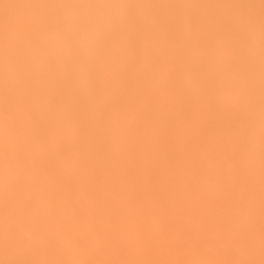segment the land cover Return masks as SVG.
<instances>
[{"label": "bare ground", "instance_id": "1", "mask_svg": "<svg viewBox=\"0 0 264 264\" xmlns=\"http://www.w3.org/2000/svg\"><path fill=\"white\" fill-rule=\"evenodd\" d=\"M0 264H264V0H0Z\"/></svg>", "mask_w": 264, "mask_h": 264}]
</instances>
